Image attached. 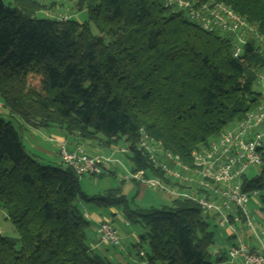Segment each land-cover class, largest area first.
<instances>
[{"label":"trees","instance_id":"1","mask_svg":"<svg viewBox=\"0 0 264 264\" xmlns=\"http://www.w3.org/2000/svg\"><path fill=\"white\" fill-rule=\"evenodd\" d=\"M215 1L264 32V0ZM76 7L85 11L84 22L37 18L45 9L37 0H0L6 118L35 129L57 127L81 140L101 136L105 147L123 139L130 142L135 169L159 176L134 149L140 129L189 164L194 148L261 104L255 87L264 60L251 41L235 58L230 38L204 31L159 0H76ZM29 75L41 77L40 91L28 86ZM60 162L38 163L15 126L0 118V209L17 233L0 235V264H117L87 243L81 201L122 207L125 220L142 226L137 245H147L144 264L226 261L225 254L210 261L213 232L194 202L174 199L143 211L115 189L87 195ZM241 188L264 192V171L244 176ZM95 246L116 248L98 240Z\"/></svg>","mask_w":264,"mask_h":264},{"label":"built area","instance_id":"2","mask_svg":"<svg viewBox=\"0 0 264 264\" xmlns=\"http://www.w3.org/2000/svg\"><path fill=\"white\" fill-rule=\"evenodd\" d=\"M65 3L69 0H52ZM165 8L181 13L185 19L204 31H217L233 41V57L241 56L242 45L251 41L254 49L264 60V32L256 24L249 23L230 7L215 0H159ZM58 21H67L69 16L57 15ZM257 84L261 85V104L246 117L228 126L215 139L194 148L190 163L165 149L143 129L139 130L134 149L160 175L149 170H136L131 160L134 152L130 142L120 140L106 155L89 154L82 145L68 149L64 142L59 145L61 163L70 167L78 177L103 176L115 171L111 164L121 166L120 181H131L140 187H151L171 199L194 202L203 216L215 220L217 227L225 229L234 241L227 247L226 264H264L263 233L255 230L253 215L247 206L256 202L261 209L264 192L242 191V180L251 168L264 171V70L257 73ZM3 105L0 102V110ZM0 113H2L0 111ZM126 156L131 166L124 167L120 161ZM257 210V212H259ZM125 226L129 223L124 220ZM245 227L253 232L256 245H246L236 229ZM98 244L121 249V238L113 222H101L95 227Z\"/></svg>","mask_w":264,"mask_h":264},{"label":"rangeland","instance_id":"3","mask_svg":"<svg viewBox=\"0 0 264 264\" xmlns=\"http://www.w3.org/2000/svg\"><path fill=\"white\" fill-rule=\"evenodd\" d=\"M11 0H3L5 4L10 3ZM41 4L45 5V8L56 5L57 7L62 8V12L59 15L69 16L71 19H75L78 22H84L86 20V13L85 11H78L76 7V0H69L65 3H55L52 0H37ZM42 12V11H41ZM38 13L35 15L37 18L49 17L55 19L57 15L55 14H43ZM92 32L96 34L95 29L92 27ZM41 77L38 75H29L27 79L28 86L35 90L40 91L41 90ZM255 90L259 92L258 85L255 87ZM2 113H0V118H2L5 121H9L15 128L17 129L19 135L20 132L23 130L31 131H37V140H39L45 148L54 149V146H57L58 141L56 138V134L64 135V132L57 127L51 128V130L47 129H35L25 122H23L20 119H17L15 116H12L10 118H6V116H9L7 114V110L5 108L0 110ZM4 116V117H3ZM74 143H77L80 141L79 137L77 135H73ZM104 139L101 136H98V139L94 141L93 144L95 145H103ZM119 141L118 143H120ZM23 143V142H22ZM57 143V144H56ZM25 147L26 152L38 163L40 164H54L56 163L55 160H49L45 156L41 155V152L36 151L34 149H29V147L23 144ZM59 155V154H58ZM98 155V154H97ZM106 155V154H104ZM122 165L124 167L129 168L131 166V163L129 159L126 156L119 157ZM61 161V160H60ZM61 163V162H60ZM112 168L115 169V171L111 174H107L105 178L109 179V185L107 186L106 183L103 182V179L101 180L99 177H89V176H82L79 177V186L83 193L87 195H101L104 193L107 189H115L118 190L120 195H123L128 204L131 208H138L143 211H148L152 208H159L161 207V200L165 201L166 205H170L171 199L169 196L163 194L159 190H155L151 187H140L137 183L131 182V181H120L119 174L123 172V169L121 166H117L114 164H111ZM259 174V168H251L247 171L246 176L248 178H252L253 176H257ZM78 208L81 210L83 216L89 223V227L86 229V234L88 241L87 243L90 244L93 241H97L96 233L94 234L92 231V228L97 226V224L101 222H113L115 226L122 227L121 225L124 223L119 218H116L117 214H120L122 216V207H110V208H98L92 203H85V202H78ZM261 209L258 210L256 202L252 201L248 204L247 210L250 215H253V222L254 226H257V232H262V240L264 242V203L260 206ZM257 210L259 212H262L263 219H259L258 216H255L257 213ZM256 212V213H255ZM123 217V216H122ZM205 220L210 225V230L213 232V244L209 247L214 250H219L220 252H226V241L229 239L228 235L225 231V229H221L216 226L215 220L210 219L209 216H204ZM125 220V218L123 217ZM127 221V220H126ZM128 222V221H127ZM129 223V222H128ZM129 232L133 231L135 236H140V234L144 233V229L142 226L136 223H129L128 227H125ZM250 234L253 235V232L247 233L245 238V244H251V241L249 240ZM0 235L16 238L17 233L14 230L13 226L11 225L10 221L6 218L4 210L0 209ZM251 235V237H252ZM96 237V238H95ZM254 239V237H253ZM255 242V240H254ZM132 246L129 248V252L132 258L135 259L136 264L139 263L140 258H142V253H144L147 250V245L145 242L141 243L139 250L135 247L134 243L132 244V241L130 242ZM115 249V248H114ZM117 250V248H116ZM119 250V249H118ZM137 253V254H136ZM215 259L210 258L211 262H214ZM222 263V262H221Z\"/></svg>","mask_w":264,"mask_h":264},{"label":"crops","instance_id":"4","mask_svg":"<svg viewBox=\"0 0 264 264\" xmlns=\"http://www.w3.org/2000/svg\"><path fill=\"white\" fill-rule=\"evenodd\" d=\"M11 2V1H10ZM56 3V2H55ZM61 4V3H58ZM62 12V8L57 7L56 5H52L49 6L45 9L42 10L41 13L43 14H55V15H59ZM258 89L259 91L262 90L261 85H258ZM51 130V128H49ZM47 129V130H49ZM37 131H31L29 132L28 130H23L22 132H20V138H21V143L24 144L25 146L27 145L29 147V149H34L36 151L41 152L42 156H45L46 158H48L49 160H55L56 163L60 162V158L58 155V150H59V145L60 143L64 142L67 146L68 149H72L73 147H75V145H82L83 148L85 149V151L89 154H107L110 152L111 147H103L102 145H95L93 144L94 141H88V140H81L77 143H74L72 140L74 138L73 135H65L62 136L61 134H56L57 136V140L58 144L57 146H54V149H48L45 148L43 146V144L37 140ZM25 148V147H24ZM112 171H109V173L104 174L103 176L99 177L101 180L103 179V182L106 183V185H109V179L105 178V176L107 174H111ZM161 206L166 205L165 201L161 200ZM256 213V212H255ZM263 213L262 212H257L255 214V216H258L259 219H263L262 217ZM116 218H119L118 220L124 221L123 217L120 214L116 215ZM114 224V223H113ZM115 225V224H114ZM122 227H117L120 234V238H121V249H113V248H109V247H97L95 246L96 241L91 242L89 245L91 246V248H93L96 252H98L99 254H101L102 256L106 257L109 261L117 263V264H136L137 262H135V259L132 258L129 252L130 250V246H132L130 244V242L132 241V244L134 243L135 247L139 250L138 247V242H139V236H135L133 231H128L125 227V224L123 223L121 225ZM96 227V226H95ZM95 227L92 228L93 233L95 234ZM257 226H255V230L257 231ZM237 234H239L241 236V238L243 239V241H245L246 235L247 233H251L252 231H250L249 229L245 228V227H241V228H237L236 229ZM229 239L226 241V247L225 249H227V247L231 244V242L234 241V236L229 235L228 232H226ZM252 234H250V238L249 240L251 241V244H248V246L253 247L256 245V243L254 242L253 239V235L251 237ZM96 238V237H95ZM245 243V242H244ZM129 250V251H128ZM137 254V253H136ZM142 254V253H141ZM221 254H225L223 252H220L219 250H214L209 248L208 249V255L210 258L213 259H217L219 258V256ZM138 264H144L142 260H139ZM220 264H226V261L224 260L222 263Z\"/></svg>","mask_w":264,"mask_h":264}]
</instances>
